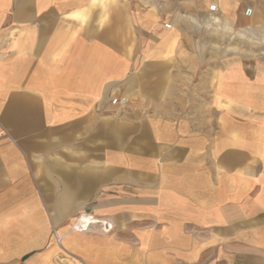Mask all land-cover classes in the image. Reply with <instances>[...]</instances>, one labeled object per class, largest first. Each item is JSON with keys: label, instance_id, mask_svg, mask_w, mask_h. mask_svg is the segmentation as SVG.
I'll use <instances>...</instances> for the list:
<instances>
[{"label": "crops", "instance_id": "obj_1", "mask_svg": "<svg viewBox=\"0 0 264 264\" xmlns=\"http://www.w3.org/2000/svg\"><path fill=\"white\" fill-rule=\"evenodd\" d=\"M195 6L0 0V264H264V74Z\"/></svg>", "mask_w": 264, "mask_h": 264}, {"label": "rangeland", "instance_id": "obj_2", "mask_svg": "<svg viewBox=\"0 0 264 264\" xmlns=\"http://www.w3.org/2000/svg\"><path fill=\"white\" fill-rule=\"evenodd\" d=\"M219 0V15L231 21L233 34L226 35L222 31L205 30L206 39L204 35L203 43H207L204 53L207 56L208 65L212 66L216 60H223L226 63L232 60L240 65L241 74H264V56L259 55L264 52L263 49L258 50L254 43L250 40H239L235 36V32L244 27L252 28L255 32V37L262 41L264 38V0H228L232 2L230 8L223 9V2ZM196 6L194 7L195 14L198 15V4L205 3V0H194ZM222 2V3H221ZM246 8L252 10L251 17H245L243 12ZM224 15V16H223ZM205 15L204 20L207 18ZM262 27V28H261ZM261 28V29H260ZM197 29V28H196ZM253 42V43H252ZM235 48L236 52H230V48ZM239 51V52H237Z\"/></svg>", "mask_w": 264, "mask_h": 264}, {"label": "built area", "instance_id": "obj_3", "mask_svg": "<svg viewBox=\"0 0 264 264\" xmlns=\"http://www.w3.org/2000/svg\"><path fill=\"white\" fill-rule=\"evenodd\" d=\"M206 3V13L207 15H215L219 13V0H205ZM252 10L246 8L243 12L245 17H250ZM165 29H170L171 25L165 23ZM125 104L126 100H120L113 98L111 104ZM112 224L103 218H96L87 214H79L71 225V231L75 233H89V232H98L99 234L106 235L112 231ZM53 237L56 243L60 242V238L57 236L56 232L52 230Z\"/></svg>", "mask_w": 264, "mask_h": 264}, {"label": "bare ground", "instance_id": "obj_4", "mask_svg": "<svg viewBox=\"0 0 264 264\" xmlns=\"http://www.w3.org/2000/svg\"><path fill=\"white\" fill-rule=\"evenodd\" d=\"M222 4L224 6L223 9H226V8L228 9L232 6V2L228 1V0H225ZM203 10H205V8ZM188 21H189V23H191L192 26H194L197 29H199L201 27L199 19L196 16H189ZM203 24H204L203 27L205 30H212V31H219L220 30V31H222V33H224L226 35L227 34L228 35L233 34V32H234L233 28H232L233 23L231 21H228L226 18H222L219 14L208 15L207 18L205 20H203ZM256 33L257 32L252 30V28L244 27L243 29L238 30L234 34H235V36L238 37L239 40H250V42L255 41L256 42V43H254L255 46L257 47L258 50H261V49H263L264 38L262 41L258 40L255 37ZM229 51L234 53V52H236V49L232 47L229 49ZM237 52H239V51H237ZM259 55L264 56V52L260 53ZM61 242H62V240L60 238V242L58 244L59 247L61 246Z\"/></svg>", "mask_w": 264, "mask_h": 264}]
</instances>
